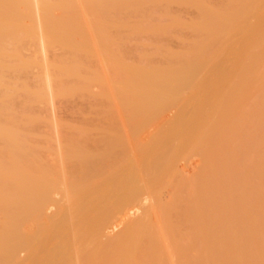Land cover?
Wrapping results in <instances>:
<instances>
[{
	"label": "bare ground",
	"instance_id": "1",
	"mask_svg": "<svg viewBox=\"0 0 264 264\" xmlns=\"http://www.w3.org/2000/svg\"><path fill=\"white\" fill-rule=\"evenodd\" d=\"M178 7L194 17L183 21ZM177 29L195 40L174 51L163 42ZM249 31L245 44L231 43ZM73 100L114 126L93 145H79L86 129L64 140L58 106ZM175 105L171 127L143 148L147 173L167 167L186 130L203 168L172 196L166 176H149L154 202L130 228L135 250L116 264H264V0H0V264L38 241L24 230L30 214L42 235L69 221L76 230L86 204L136 187L123 128ZM168 114L129 139L145 141ZM40 142L56 147L55 164ZM72 163L86 174L68 178ZM175 210H184L176 222Z\"/></svg>",
	"mask_w": 264,
	"mask_h": 264
},
{
	"label": "rangeland",
	"instance_id": "2",
	"mask_svg": "<svg viewBox=\"0 0 264 264\" xmlns=\"http://www.w3.org/2000/svg\"><path fill=\"white\" fill-rule=\"evenodd\" d=\"M175 12H177L178 16L183 21H190L194 17L193 13L189 9L178 7L176 8ZM177 30L179 31V33L177 32L178 34L175 33L173 36H171V39L168 42H163V45H165V47L167 46V48H170L171 50L174 51L181 50L186 45L192 43L195 40L194 32H192V30L190 29H177ZM249 33L251 34V31H249L248 33H240L237 36L233 37L230 41L232 44H235L237 45V47H239L241 46V44H245L246 39H248V37L250 36ZM149 42L148 40L146 41V39H143L141 43L148 44ZM224 80H226V78ZM220 85H222V83ZM178 107L179 106L175 105V109H173L174 106L168 107V109L165 108V110L161 109L158 113L155 114V116L151 117L152 119H154V121L156 120L155 123L157 124V120L160 121L158 118L165 117L164 118L165 120L166 115L168 113H169L168 116H170V114H173L174 112V114L168 117V119L166 120L167 123H165L166 121L162 122V124L164 123L166 127H164V125H159V128L157 129L158 127L157 126L156 131L153 130L154 132L152 131L153 132L152 136L150 135L148 139H147L148 135L145 138L144 137L145 133H142L143 136L142 138H145L146 141L145 142L143 140L145 144L141 141V139H139L141 133H139V136L137 134L139 141L135 139L136 136L132 137L131 139L129 138L132 135L136 134L137 129H138L137 133L139 131L144 132L145 130L147 132L148 127L152 125L154 121L151 120L153 123L151 121H150L151 123L147 122L150 120L149 119L144 123H142V125L140 124L138 126L139 128L136 129H134L135 128L134 125H130V123L129 124L127 123L126 127H129L130 129L129 128L126 129V127L123 128L125 129V131H127V133L130 132L129 133L130 137L128 138V140H126L124 144L128 146H125L126 148L124 149H126L125 151H127L128 156L132 154V156H130L132 157V161L130 165L135 172L136 187L133 185L132 187L129 186L131 187V189L129 190L127 188L123 195L117 196L111 194L106 200L102 199L100 203L94 202V203L86 204L82 210L83 216L85 218V225L82 224L76 230H71V223L69 221L68 223L69 228L66 231L62 232L57 227L50 225L46 234L42 235L41 232L40 233L38 232L40 231L39 228H41V225L44 222L39 220L37 214H30L28 221L24 227V230L28 235H35L37 233L38 241H36L31 247H29L28 250H26L22 254V256L13 264H116L117 262L115 261L116 259L125 258L127 255V251L133 248L130 243L131 226H133L135 219L139 218L142 215V212L147 207V205H150L151 201L154 202V198L152 199V197H154L152 195L153 188L150 183L149 176L151 178H157L162 176V180H164L166 176V179L164 181L165 182L168 181L167 186L169 188L166 186V188H168V191L165 192L167 193V196H172L174 191L178 188L176 186H178L179 183L180 184L182 183L180 181L186 180L187 176L190 179H193L194 178L193 176L196 177L198 173L201 172L200 171L202 170L201 167L203 168L202 166L203 157L201 156L202 154L199 152L200 150L199 149L198 151L197 150L195 151V149L187 150L185 148V147L189 148V135H190L189 134L190 131L186 130L184 132L185 134L186 133L187 134L185 135L183 132V135L185 137L184 136H183L184 138L182 137L185 140V142L184 140L181 141L179 149L175 154H173L172 157H170V152H168L167 154V156L170 158L169 159L170 161L168 162V165L166 167L167 169L165 168L163 171H161V167L159 165L153 164L150 168L149 174L147 173V166L143 160V151H144L143 148L150 145L152 141L157 140L158 138L164 136V133H166V131L171 127L172 122L175 120L177 116L176 111L178 110ZM89 108L90 105L85 106L83 109L80 104V100L62 102L58 106L59 120L63 124L70 127L68 129H65L63 135L65 141L70 138L71 136L69 135L70 133L78 134L80 130L86 129L88 131L86 134L87 136L86 138L84 136L83 139H87L88 143L87 144L84 143L83 141L85 140L81 139V141H78L79 145L80 146L93 145L92 142H94L95 144L98 140H100L99 138H101L100 134H102V128L114 127L111 124H106L108 123L106 122L108 118L107 115L95 114V111L98 108L96 109L95 107H93L92 108L93 110H91L92 112H89L88 110ZM166 110H168V112ZM158 115L160 116L162 115V116L160 117ZM162 120L163 118L161 119V121ZM153 127L155 126L152 125V128H150L149 131L152 130ZM123 129L122 131L124 132ZM133 132L135 133L133 134ZM133 138L135 141L133 140ZM131 141L133 142V144ZM142 143L143 146H141ZM137 146H139L138 149ZM40 147L44 151V157H43L44 161H46L48 164L49 163L55 164L57 162V157L55 154L56 147L54 146V148H51L50 145L44 144L42 142H40ZM182 149L187 150L188 155L189 154L192 155L191 156L189 155V157L187 155H184L185 151ZM229 155H231V153ZM119 157L120 156H118V158ZM172 159L174 160L172 161ZM174 165L175 167L172 169ZM179 168L181 169L180 171L178 170ZM88 172L93 174L94 170L89 166ZM82 174H86V170L80 168V164L72 163L67 166L68 178L77 179ZM162 174L163 175L165 174L164 178ZM115 176H116L115 174L112 175V177ZM113 179L114 178H112V180ZM56 209L57 208L54 203H49L47 206H45V208H43L41 217H44L48 223L51 222V220L54 217V213L56 212ZM183 213L184 210L173 211L172 218L174 222L182 218ZM78 219L79 217L76 218V221ZM133 250H135V248H133Z\"/></svg>",
	"mask_w": 264,
	"mask_h": 264
}]
</instances>
